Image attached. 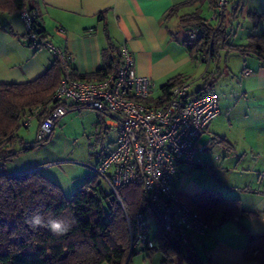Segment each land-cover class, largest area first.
Listing matches in <instances>:
<instances>
[{"label": "crops", "instance_id": "crops-1", "mask_svg": "<svg viewBox=\"0 0 264 264\" xmlns=\"http://www.w3.org/2000/svg\"><path fill=\"white\" fill-rule=\"evenodd\" d=\"M188 1L33 0V6L44 36L73 56L72 70L77 76L97 71L103 65V51L111 45L119 54L124 48L128 49L135 73L152 81V102L160 98L161 87L175 76L184 80H193L196 75L201 77L202 84L194 81L190 96L203 86L206 73L215 71L216 78L221 74L217 83L223 74L230 79L227 98L235 100L234 106L223 105L218 98L220 115L198 139V146L203 150L192 162L177 163L173 187L183 198L214 190L225 198L238 199L245 210L261 215L243 220L248 234L264 236V65L254 56H241L236 52L240 56L236 70L229 65L219 68L218 62L213 60L204 74H200L204 63L198 56L189 54L185 43L187 29L181 27L180 18L198 13L207 21L215 7L209 0L180 6ZM242 4V0H230L227 16L230 12L233 18L238 12L242 14ZM175 7L178 8L170 13ZM246 15L252 32L257 34L247 36L242 45L248 37L264 32V3L252 7ZM57 27L66 30L65 37L55 35ZM53 63L46 51L29 46L19 13L0 10V84L34 81ZM244 71L251 72L245 75ZM238 103L240 108L236 107ZM237 109L240 113L236 115ZM222 113H225L226 130L222 126ZM101 118L106 131L113 128L111 116L101 114ZM214 146L221 157L212 156ZM147 220L149 225L154 224L149 216ZM247 242L248 235L231 223L212 225L203 235H191L186 246L179 244L182 255L174 258L175 264H257L244 259ZM135 256L141 257L142 264H161L164 259L160 252L137 250Z\"/></svg>", "mask_w": 264, "mask_h": 264}, {"label": "trees", "instance_id": "trees-1", "mask_svg": "<svg viewBox=\"0 0 264 264\" xmlns=\"http://www.w3.org/2000/svg\"><path fill=\"white\" fill-rule=\"evenodd\" d=\"M200 1L189 0L180 6ZM209 2L214 8L216 1ZM33 5V0H0V10L9 14L19 13L25 8L33 11ZM180 25L183 29L199 28L202 31L196 46H187L191 56H200L210 45L214 61L219 62V53L225 51L227 54L237 52L241 56H254L264 65V32L248 37L245 45L238 46L228 41L231 34L223 22L214 30L212 24L198 13H193L182 16ZM43 33L41 28V35ZM103 55V65L97 71L81 76L73 74V78L87 81L105 78L120 54L110 45ZM60 76L59 65L54 61L34 81L0 84V164H5L17 154L14 150L16 131L24 127L22 123L35 108L46 107L51 101ZM218 77L206 73L204 84L196 93L211 90ZM183 80L181 76L169 79L161 87V96L155 104L165 102L170 90ZM98 116V123L103 124L101 114ZM43 118L36 119L38 126ZM37 143L41 142L36 140ZM102 183L94 174L66 196L57 184L38 170L28 169L17 174L0 172V264H125L128 257L129 263L136 251L131 254L128 251L124 212L129 217L142 212L154 220L155 247L139 251L160 252L164 256L161 264H175L174 258L182 255L181 248L162 230L160 214L144 195L141 185H122L118 189L119 202L112 192L103 188ZM179 199L205 223L216 227L231 223L247 234L244 259L264 264V236L249 235L243 225V220L260 217L259 213L245 210L238 199L225 198L221 192L214 190H203L191 198L179 196ZM36 213L44 216L45 220L48 217L69 220L71 227L61 236L52 234L47 227L32 228L27 221Z\"/></svg>", "mask_w": 264, "mask_h": 264}, {"label": "built area", "instance_id": "built-area-1", "mask_svg": "<svg viewBox=\"0 0 264 264\" xmlns=\"http://www.w3.org/2000/svg\"><path fill=\"white\" fill-rule=\"evenodd\" d=\"M229 2L216 0L207 20L214 24V30L222 23ZM19 17L24 23L29 46L46 51L61 72L51 101L46 107L35 108L22 125L28 127L43 116L36 132V140L43 142L51 135L57 121L70 110L88 109L111 116L113 123L110 126L116 130L114 147L93 168L95 174L119 202L118 189L122 185L139 183L148 201L160 214L162 230L181 246L189 243L191 235L205 234L212 224L202 221L180 201L173 179L178 162L190 163L203 150L198 146V139L220 115L217 94L206 91L190 96L194 81L185 79L170 90L165 102L156 105L151 101L152 81L135 73L133 57L126 48L102 80L73 78V56L41 35V27L37 21L34 23L38 17L36 10L25 8L19 12ZM55 35L65 37L66 30L57 27ZM201 35L199 28L187 30L186 45L196 46ZM198 57L209 67L213 62L211 46ZM250 72L244 71V74ZM48 106L52 108L48 109ZM124 217L129 254L154 248L147 216L137 212L129 217L124 212ZM205 256L209 261L208 253Z\"/></svg>", "mask_w": 264, "mask_h": 264}, {"label": "rangeland", "instance_id": "rangeland-1", "mask_svg": "<svg viewBox=\"0 0 264 264\" xmlns=\"http://www.w3.org/2000/svg\"><path fill=\"white\" fill-rule=\"evenodd\" d=\"M261 3H264V0H243V12L242 14L238 12L236 18H233L231 12L227 16L225 9L222 22L227 32L231 34L228 40L231 44L240 46L244 44L247 36L257 34L252 32L250 19L247 18L246 14L252 10V7ZM207 14L204 15L209 16ZM217 64L219 68L229 65L236 70L240 64V56L236 52L227 54L223 51L220 53V60ZM205 69H207L206 65L202 64L200 74H204ZM192 79L197 85L202 84L200 76L196 75ZM229 80L223 74L220 81L216 82L211 90L220 98V103L223 105L231 103L234 106L235 100L227 98L228 89H230ZM239 106L240 103L236 107L240 108ZM239 110L237 109L236 115L240 113ZM98 115L96 111L88 109L70 110L57 121L48 140L37 144L38 121H32L28 127H20L16 131L14 144V150L17 154L5 164H0V172L17 174L32 168L57 184L66 196L71 195L76 187L95 174L93 168L97 166L100 158L114 147L116 132L113 128L106 131L105 126L98 123ZM103 118L104 122H107L106 116ZM221 119L223 129L226 130L227 128L224 127L227 123L225 113H222ZM213 148L212 156L221 157L218 148L216 149L215 146ZM102 186L105 190H109L105 183H102ZM154 226L153 223L149 225L150 235L155 233ZM128 264H142L141 257L133 256Z\"/></svg>", "mask_w": 264, "mask_h": 264}, {"label": "clouds", "instance_id": "clouds-1", "mask_svg": "<svg viewBox=\"0 0 264 264\" xmlns=\"http://www.w3.org/2000/svg\"><path fill=\"white\" fill-rule=\"evenodd\" d=\"M32 228L47 227L52 234L56 236L64 235L71 227V221L63 218L45 217L39 213L33 214V216L27 221Z\"/></svg>", "mask_w": 264, "mask_h": 264}, {"label": "water", "instance_id": "water-1", "mask_svg": "<svg viewBox=\"0 0 264 264\" xmlns=\"http://www.w3.org/2000/svg\"><path fill=\"white\" fill-rule=\"evenodd\" d=\"M129 258V257H128ZM128 258H127V260H126V263L125 264H127L128 263Z\"/></svg>", "mask_w": 264, "mask_h": 264}]
</instances>
